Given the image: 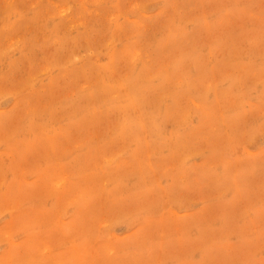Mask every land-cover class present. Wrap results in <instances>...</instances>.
Instances as JSON below:
<instances>
[{"label": "rangeland", "instance_id": "obj_1", "mask_svg": "<svg viewBox=\"0 0 264 264\" xmlns=\"http://www.w3.org/2000/svg\"><path fill=\"white\" fill-rule=\"evenodd\" d=\"M0 264H264V0H0Z\"/></svg>", "mask_w": 264, "mask_h": 264}]
</instances>
